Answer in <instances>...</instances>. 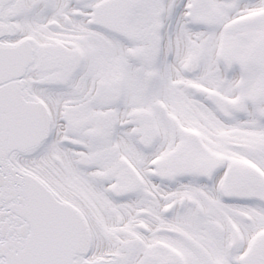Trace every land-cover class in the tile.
I'll return each mask as SVG.
<instances>
[{
    "label": "snow or ice",
    "instance_id": "snow-or-ice-1",
    "mask_svg": "<svg viewBox=\"0 0 264 264\" xmlns=\"http://www.w3.org/2000/svg\"><path fill=\"white\" fill-rule=\"evenodd\" d=\"M0 264H264V0H0Z\"/></svg>",
    "mask_w": 264,
    "mask_h": 264
}]
</instances>
